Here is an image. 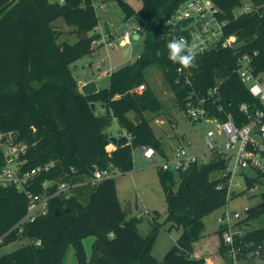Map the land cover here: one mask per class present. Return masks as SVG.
<instances>
[{"label": "trees", "instance_id": "1", "mask_svg": "<svg viewBox=\"0 0 264 264\" xmlns=\"http://www.w3.org/2000/svg\"><path fill=\"white\" fill-rule=\"evenodd\" d=\"M182 0H142L134 11L121 3L127 16L134 14L144 23V47L136 59L108 76V86L95 93L84 94L71 70V63L78 57L93 51L95 39L92 29L98 23L96 10L89 0H0V130L16 131L26 144L27 163L30 168L52 161L54 164L36 176L37 184L30 187L40 191L44 179H78L79 175L90 176L95 167H104L112 162L121 172L133 167L132 151L137 146H153L159 149L145 112H158L162 103L145 78L144 70L157 63L174 94L179 107L184 111L186 100L193 96V89L203 91L219 77L222 103L237 122H244L239 111L240 103L250 108L260 106L234 72L239 51L253 52L252 66L256 73H264V10L256 13H241L233 16V9L241 0H214L221 8V17L227 20L225 32L236 33L241 41L240 49L219 48L196 53V67L183 69L190 72L189 82L181 67L168 59L166 44L182 31L171 30L165 20ZM260 4L262 0H253ZM62 17L75 26L77 32H91L87 39L74 42L61 39L62 31L53 22ZM97 36V37H96ZM102 45L97 43L96 46ZM157 53H160L157 55ZM144 85L137 91L136 87ZM99 102L104 112L97 114L91 103ZM132 111L134 118L128 117ZM115 117L122 129L130 134L119 133L113 143L107 128ZM162 151V150H161ZM0 148V169L3 165ZM225 161L214 155L207 163L192 164L178 173V187L174 195H168L174 182L169 170L159 168V177L166 190L168 219L182 225L176 244L167 252L161 263L208 264L191 254L192 243L201 235L203 217L221 207L226 201L228 177L223 175ZM219 175L211 177L213 172ZM264 174L245 175L251 189ZM39 183V185H38ZM85 185L76 187L69 199L53 198L48 211L24 225L22 236L27 242L17 249L1 254L0 264H63L68 249L73 248L77 264H161L152 255V233L142 236L136 229V218L127 217L118 199L115 180L108 178L92 187V192L82 203L79 195ZM242 192V191H241ZM235 195V194H234ZM264 202V191L261 192ZM261 202L247 207L246 214L237 225H247L236 236L241 249L237 256L251 253L264 255V226L249 228L251 221L264 217ZM69 207V211H63ZM26 196L15 186H0V245L20 238L9 229L25 214ZM54 209L62 212L58 215ZM93 235L91 252L86 255L82 239ZM40 239V245L29 242ZM218 251L226 252L222 244ZM225 260L234 263L228 255Z\"/></svg>", "mask_w": 264, "mask_h": 264}, {"label": "built area", "instance_id": "2", "mask_svg": "<svg viewBox=\"0 0 264 264\" xmlns=\"http://www.w3.org/2000/svg\"><path fill=\"white\" fill-rule=\"evenodd\" d=\"M61 3V0H50ZM84 1V0H82ZM91 6L96 10L101 7L103 0H89ZM64 2V0H63ZM237 17L241 13H258L264 10V0L260 4L253 0H241V5ZM234 10V9H233ZM221 8L214 0H182L172 13L167 17L165 23L170 25L172 31L178 27L182 32L174 37H184L189 44H195L196 53L219 48L240 49L241 41L236 33H226L224 27L227 20L221 17ZM139 28V27H137ZM92 33L98 36L97 43L108 44L117 47L125 46L129 43V33L125 32L120 42L112 43L111 39L101 24L93 27ZM256 51H239L235 60L234 72L239 80L246 86L248 92L254 97L260 106L250 108L246 103H240L239 111L245 116L244 122H237L231 112L225 110L222 103L221 85L223 77L215 80L214 84L208 86L203 91L193 89V96H189L185 103L184 112L188 118L199 121L206 118L216 121L215 129H208L204 134V142L207 149L203 152L221 155L225 161L223 175L228 178V189L226 201L221 206V211L217 216V221L221 225L220 232L223 243L226 247L228 257L234 260L241 249L240 242L236 243V236L242 232L235 230L234 225L241 219L238 211L230 210L228 201L235 193L232 189V178L246 168L254 169L257 173L264 174V73H256L252 66L253 56ZM101 63L96 64L100 68ZM110 71H104L110 73ZM179 74H185V80L189 82L190 72L177 68ZM82 82L78 83L79 89ZM144 88L143 84L136 87L137 91ZM121 134H130L126 129H122ZM18 132L0 130V148L2 151L3 165L0 169V186L14 185L23 193L27 199L25 214L9 229L14 230L18 236H22L24 225L32 222L37 216L48 211L50 201L55 197L64 200L69 199L74 192V188L90 183L95 186L99 181L114 178L121 170L112 162L104 167H95L87 181L73 180L72 177L66 179H44L40 184V191L36 192L30 188L37 184L36 176L48 170L54 163L46 162L30 168H24L27 163L26 144L21 140H16ZM223 147L221 149L220 147ZM142 156L149 161L155 159L156 150L153 146H139ZM211 157H202L201 152H189L180 146L175 149L172 158L160 163L162 170H170L173 166L175 172L187 170L192 164L207 163ZM250 175V174H249ZM39 185V183H38ZM235 186H238L235 185ZM252 189V188H251ZM247 210V208H246ZM147 211V210H145ZM234 223V225H233ZM2 237H0L1 241ZM29 242L40 245V239H29Z\"/></svg>", "mask_w": 264, "mask_h": 264}, {"label": "rangeland", "instance_id": "3", "mask_svg": "<svg viewBox=\"0 0 264 264\" xmlns=\"http://www.w3.org/2000/svg\"><path fill=\"white\" fill-rule=\"evenodd\" d=\"M119 1L129 5L134 11L138 10L142 5V0H103L101 7L96 9L97 24H101L104 27L112 43L120 42L123 34L128 32L129 43H126L123 47L121 45L114 47L108 44L96 46V41L98 40L96 36L93 51L78 57L70 65L72 73L77 80L92 79L100 89L107 87L109 83V73L102 75V71L116 70L134 61L144 47V31L138 32L139 28L137 27L139 26L135 15L127 16ZM239 10L235 8L233 10L234 14H238ZM53 24L58 30L62 31L60 38L68 42H74L80 35L76 27L68 25L62 17L57 18ZM90 33L87 32L86 34L90 36ZM134 34H138V37L134 38ZM126 48L127 51H125ZM97 63H101L100 68H96ZM144 75L162 103L160 111L155 113L145 112L153 132L159 140L160 147L156 152L155 159L151 161L142 156L139 146L134 148L132 151V169L117 174L114 180L117 196L122 207L128 205L127 208H130V211L126 213L127 217L136 218L137 232L142 236H146L152 233L155 225L157 226L153 232L151 253L161 263L170 248L176 244L182 232V225H176L168 219V201L165 187L159 177V164L172 158L175 149L180 146L189 152H201L202 157H214L215 154L203 151L207 149V145L204 142V134L208 129L216 128V121L202 118L193 122V120L188 118L176 103L174 94L163 75L161 67L157 63L149 65L144 70ZM103 111L100 103L97 102L95 104V112L101 114ZM127 115L131 119L134 118L132 111L128 112ZM107 132L114 137H117L122 132V128L115 117H112ZM220 148L223 149L222 146ZM169 171L174 175V182L171 188L175 191L178 187V173L175 172L173 166H171ZM247 174L252 177L257 176V172L251 168H246L242 173L234 175L231 188L235 190V195L233 194L228 201L230 210L238 211L241 217L246 214L247 207L255 206L261 202V192L264 191V184L259 183V181L254 183L252 189L245 190L247 187L245 175ZM218 175L219 171H216L211 174V177ZM77 178L76 180L79 181L88 180L85 175H79ZM259 180L264 181V177H260ZM237 184L238 186H235ZM92 187L90 183L85 185L79 195V200L82 203H86L88 200ZM220 211L221 207H218L203 217L204 226L200 237L192 243L191 254L194 255V251L197 249L203 250L199 257H195V255L193 257L202 258L205 262L208 258H226L227 252L221 254L217 250L220 245H224L220 232L221 225L216 219ZM246 226L234 225L233 227L243 233L247 228ZM260 226H264V217H261L259 221L253 220L248 225L251 229ZM93 239V235H88L82 239L84 250L88 257L91 252ZM26 242L27 239L20 237L4 243L0 245V255L13 251ZM224 261L226 264H232L227 260ZM63 264H77L73 248L68 249ZM233 264H264V255L254 257L251 253H245L244 255L235 256Z\"/></svg>", "mask_w": 264, "mask_h": 264}, {"label": "clouds", "instance_id": "4", "mask_svg": "<svg viewBox=\"0 0 264 264\" xmlns=\"http://www.w3.org/2000/svg\"><path fill=\"white\" fill-rule=\"evenodd\" d=\"M63 3V0H61ZM195 44H189L184 37L172 38L167 42L166 48L168 50V59L181 66V69H190L196 67L195 58L196 52ZM160 53H157L159 55Z\"/></svg>", "mask_w": 264, "mask_h": 264}, {"label": "water", "instance_id": "5", "mask_svg": "<svg viewBox=\"0 0 264 264\" xmlns=\"http://www.w3.org/2000/svg\"><path fill=\"white\" fill-rule=\"evenodd\" d=\"M119 3L121 4L122 1H119ZM135 19H136V21H137V24H138L139 28H143V27H144V23H143L142 21H140L138 18H135ZM133 37H134V38H137V37H138V34H134ZM87 38H88V35L85 34L84 32H81L79 39H80V40H84V39H87ZM125 51H127V49H125ZM80 91H81L82 93H84V94H91V93H95V92H97L98 89H97V86H96V84H95V81L90 80V81L85 82V83L81 86ZM91 108H92V109L95 108V103H91ZM110 140H111L113 143H115V141L117 140V137L111 136V137H110ZM156 146H157L156 143H154V144H153V147L156 148ZM168 195H170V196H173V195H174V191H173V189H172L171 187H170V189H169ZM261 205H264V202H261ZM127 206H128V205L122 207V210H123L124 213H127L128 211H130V208H127ZM69 210H70L69 207H66V208L63 209V211H69ZM61 212H62V211H61L60 209H54V211H53V213H54L55 215H58V214H60ZM161 264H165V263H161Z\"/></svg>", "mask_w": 264, "mask_h": 264}, {"label": "crops", "instance_id": "6", "mask_svg": "<svg viewBox=\"0 0 264 264\" xmlns=\"http://www.w3.org/2000/svg\"><path fill=\"white\" fill-rule=\"evenodd\" d=\"M127 49V48H126ZM101 74L102 75H105V74H107V73H105L104 71H102L101 72ZM90 80H92V79H79V80H77V82L79 83L80 81L84 84L85 82H87V81H90ZM82 84V85H83ZM95 84H96V82H95ZM96 86H97V84H96ZM97 89L99 90L100 88H98L97 87ZM104 110V109H103ZM104 112V111H103ZM75 189V188H74ZM218 247V246H217ZM202 250L203 249H197V250H195L194 251V255H195V257H199L201 254H202ZM217 250H218V248H217ZM194 255H192V256H194ZM221 258H223V259H221ZM218 257V258H208V260L206 261L208 264H226L225 263V259H224V257Z\"/></svg>", "mask_w": 264, "mask_h": 264}]
</instances>
